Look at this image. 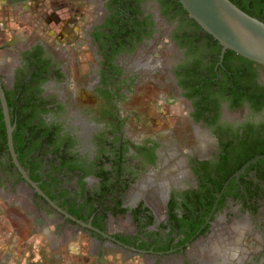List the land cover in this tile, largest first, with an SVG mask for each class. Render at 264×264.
<instances>
[{
	"label": "flooded vegetation",
	"instance_id": "flooded-vegetation-1",
	"mask_svg": "<svg viewBox=\"0 0 264 264\" xmlns=\"http://www.w3.org/2000/svg\"><path fill=\"white\" fill-rule=\"evenodd\" d=\"M95 1L92 105L73 104L65 64L42 41L16 49L0 69L4 93L29 53L47 68L46 80L26 85L31 116L22 131L39 130V138L24 142L25 166L13 138L18 165L9 150L0 100V193L26 190L33 208L56 221L59 244L82 234L98 260L112 253L143 264H264V164L236 178L238 169L218 163L226 149L236 158L264 149V65L235 55L223 63L226 51L178 0ZM150 92L181 105L171 126L153 129L141 101Z\"/></svg>",
	"mask_w": 264,
	"mask_h": 264
},
{
	"label": "rangeland",
	"instance_id": "rangeland-1",
	"mask_svg": "<svg viewBox=\"0 0 264 264\" xmlns=\"http://www.w3.org/2000/svg\"><path fill=\"white\" fill-rule=\"evenodd\" d=\"M97 4L95 0H26L18 4L0 0V69L4 63L16 60V49L42 41L48 53L65 64L69 79L66 87L74 96L66 89L65 92L73 104L92 105L95 98L90 92V83L97 76L99 60L88 41V29ZM156 93L150 92L141 101L145 103L144 113L151 119L153 129L158 130L171 126L183 109L173 99H167L164 104V97L159 98V92ZM163 94L166 95L165 91ZM55 222L33 208L26 190L0 193V261L5 264H143L139 257L121 260L112 253L95 259L88 252L87 238L82 234L70 235L59 244Z\"/></svg>",
	"mask_w": 264,
	"mask_h": 264
},
{
	"label": "water",
	"instance_id": "water-1",
	"mask_svg": "<svg viewBox=\"0 0 264 264\" xmlns=\"http://www.w3.org/2000/svg\"><path fill=\"white\" fill-rule=\"evenodd\" d=\"M178 2L200 28L219 43L222 54L226 50H231L254 63L264 65V22L245 13L230 0H178ZM0 100L6 124L7 144L15 164L18 165L12 146L13 127L10 124L8 106L1 84ZM263 158L264 154H261L247 160L235 172V177L238 178L251 163ZM19 169L24 174L23 170Z\"/></svg>",
	"mask_w": 264,
	"mask_h": 264
},
{
	"label": "trees",
	"instance_id": "trees-1",
	"mask_svg": "<svg viewBox=\"0 0 264 264\" xmlns=\"http://www.w3.org/2000/svg\"><path fill=\"white\" fill-rule=\"evenodd\" d=\"M230 1L232 3H234L239 9H241L245 13L259 19L262 22H264V0H230ZM178 5L181 7V4L179 2H178ZM182 12L186 13V11L183 8H182ZM190 20H192L193 24L198 29L202 30L200 28V26L192 18ZM206 36L213 39V37L208 33H206ZM215 42H217V41L215 40ZM32 55L29 53V57L26 60L25 66H23L22 69L21 68L18 69V72H17L16 77H15L14 88L12 90L11 89H4V96H5V100H6V103H7L8 109H9V114H10V123L14 124L15 129H16L15 133L12 134L14 150H15V152L18 153V159L23 164V166H25V163H23V161H24V158L26 156L25 153L27 152V148H26L27 144H28V146L30 144H32L33 138H39V134H38L39 130L34 132L33 130L28 129V133H29L28 135H27L26 131H25V133L22 131L24 128V125H26V127H28V125L30 123L29 117L31 116V111H29V108L27 106L29 104L30 98L27 95L28 89H27L26 85H28L29 83H32V82H40V80L43 81V80L47 79V76H46L47 68H45L41 65V63H44V61H42L41 57L37 56V53L33 52ZM232 55L237 56L239 58L240 62H242V63H247L250 65L254 64L253 61H250V60L236 54L234 51H231V50H226V52L224 53L222 62L225 63V60L228 57H231ZM106 58H107V56L105 55V60H106ZM21 70L25 71V74ZM20 71L22 73L19 76L18 73ZM43 73H45V74H43ZM27 75H30V77L28 78ZM104 78H102V81H101L102 85L111 84V81L109 79L105 78L108 80V81H105ZM28 79H29V82H28ZM99 90L101 91V88H99ZM104 91L107 95L109 94L108 89L103 90V93H104ZM30 93L33 94L32 92H30ZM104 112L112 114L109 110H104ZM2 117H3V115H2L1 107H0V135H1L2 140L4 141L2 143V147L5 148L6 147V144H5L6 131H5V124H4V121L2 120ZM44 135L47 136V134H45V133H44ZM24 142H26L27 144H25ZM244 147H246V146H244ZM235 152L236 151H234V153ZM261 154H264V149L260 150L258 152H249L248 149L245 148L244 150L240 151V153H239L240 156L238 158H236L232 152H230L226 149L224 151V154H222V156L220 157V161L218 163L220 165L232 167L230 173H233L237 169H239L247 160H249L250 158H252L256 155H261ZM225 156H227L228 159ZM259 164H264V159H260L255 163H251L246 168L245 171L251 170V169L255 168L256 166H259ZM32 173H33V171H32ZM227 176L228 175H226L223 178V181L221 183H220V181H221L220 180L218 184H215L214 190L216 192L222 188L223 182L228 178ZM231 182H233V181H231Z\"/></svg>",
	"mask_w": 264,
	"mask_h": 264
}]
</instances>
